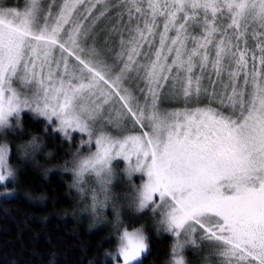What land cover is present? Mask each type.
<instances>
[{
    "label": "snow or ice",
    "instance_id": "obj_1",
    "mask_svg": "<svg viewBox=\"0 0 264 264\" xmlns=\"http://www.w3.org/2000/svg\"><path fill=\"white\" fill-rule=\"evenodd\" d=\"M105 18L112 50L119 47L112 64L87 47ZM168 99L185 107L163 110ZM25 109L68 138L88 136L95 151L77 156L70 187L83 193L80 184L94 177V211L112 199L114 162L125 163L129 180L142 176L133 202L159 215L157 234L174 237L172 264H186L188 246L214 249L221 264H264V0L0 7V128ZM9 177L5 144L0 184ZM116 228L112 264H142L146 229L124 225L119 213Z\"/></svg>",
    "mask_w": 264,
    "mask_h": 264
},
{
    "label": "trees",
    "instance_id": "obj_2",
    "mask_svg": "<svg viewBox=\"0 0 264 264\" xmlns=\"http://www.w3.org/2000/svg\"><path fill=\"white\" fill-rule=\"evenodd\" d=\"M24 116L23 136L21 131L14 137L11 148L15 178L0 184V193L13 194L0 196V264H112L106 254H114L118 235L80 213L72 177L63 172L77 150L74 139L67 142L58 133L51 135L44 121ZM34 139L45 152L21 160L15 144ZM151 230L150 250L142 264H164L172 239L157 234L156 227Z\"/></svg>",
    "mask_w": 264,
    "mask_h": 264
},
{
    "label": "rangeland",
    "instance_id": "obj_3",
    "mask_svg": "<svg viewBox=\"0 0 264 264\" xmlns=\"http://www.w3.org/2000/svg\"><path fill=\"white\" fill-rule=\"evenodd\" d=\"M63 2V0H55L53 4V0H41V4L44 7L45 12L48 10L49 5H53V12L59 10V5ZM28 0H0V7L4 8H16L17 10L23 11ZM98 14V13H97ZM115 15V13H112ZM91 24V21L88 22ZM112 25L109 23L108 19L100 21L98 26L95 28L93 32L90 34V38L87 40V47H95L99 58L102 60H106L108 64H112L116 62V55L119 52V47H115V51H113V43L109 40V31ZM118 40L119 37H116ZM122 66V64L120 65ZM119 71V68L116 69ZM115 75V73H114ZM16 87H20L19 84L15 85ZM129 85L126 84L125 87ZM143 86V85H141ZM134 88L135 85H132ZM21 91L25 95H31V89H21ZM23 98V97H22ZM140 102L143 103V97H140ZM209 103L207 97L203 98L199 104V106H204ZM191 107H195L197 105L192 104ZM213 106L214 102H213ZM185 104L182 100L177 101L175 99H168L161 103V108L163 110H172V109H183ZM28 114L34 120L40 119L45 122V126L49 127V133L52 135L54 133H58L61 138L67 142H71L72 138L74 139V143L76 146V151H74L73 158L70 160L66 167L63 168V172H69L72 177V185L75 181V176L73 174V167L75 164V160L77 156H87L91 151H95L94 145L89 146L84 143V141L88 140V136L86 134H81L78 132H73L71 134V138L66 137L63 133L55 131L57 128L56 122L49 124L45 118L37 116L36 114L23 110L20 113L19 119L13 117L10 118V126L0 128V145H7L9 147V164L11 163V148L13 143L15 142V138H17L23 129L24 115ZM114 115V113H113ZM108 118V110L105 111L103 119ZM99 127V124H97ZM25 130V129H23ZM108 130H111L110 128ZM23 136V131L22 134ZM30 143V144H29ZM28 144L17 143L15 144L17 154L21 157V160L28 161L30 157L35 155H40V152H45L42 149V144H39V148L33 149V142H29ZM47 152V151H46ZM125 163L123 161L114 162V170L116 172V178L113 181V185L111 188L112 199L106 204L104 207H97L96 210H93L92 204V190L97 188L94 177L87 178L88 183L85 185L84 183L80 184V187L84 188V192L81 193L77 187H71L74 191L75 199L78 200L82 208L79 209L80 213L86 214L96 225L97 227H103L109 229L113 235L116 232L119 235L116 223H117V213H119V220L123 222L124 225H131V227L139 228L143 226L147 234L149 235L152 230L151 228L158 226L159 215L153 217L152 209H147L145 212H137L136 205L133 202L134 197V188L133 185H139L143 182V178L140 174H135L131 180L128 179L127 175L124 172ZM14 177L10 178L8 181L14 180ZM6 181V182H8ZM135 181V182H134ZM5 183V182H4ZM100 199H103L101 196ZM120 230H123V225ZM155 231V230H154ZM157 231V230H156ZM156 233V232H155ZM160 234L170 236L172 239L171 252L169 259L164 264H172V246L175 243L174 237L164 231H161ZM118 239L116 241L115 247L117 248ZM116 251V249H115ZM115 253V252H114ZM183 256L186 261V264H221L220 258L215 255V250L211 249L207 246H204L202 249H198L192 246H188L183 250ZM143 259V258H142ZM150 264H163V263H150Z\"/></svg>",
    "mask_w": 264,
    "mask_h": 264
},
{
    "label": "clouds",
    "instance_id": "obj_4",
    "mask_svg": "<svg viewBox=\"0 0 264 264\" xmlns=\"http://www.w3.org/2000/svg\"><path fill=\"white\" fill-rule=\"evenodd\" d=\"M9 170L12 172L13 177H14V175H15V169L13 168V166L11 164H9ZM9 178H12V177H9Z\"/></svg>",
    "mask_w": 264,
    "mask_h": 264
}]
</instances>
